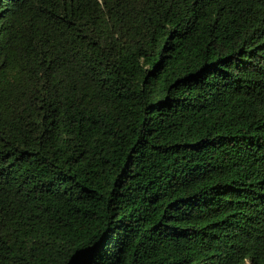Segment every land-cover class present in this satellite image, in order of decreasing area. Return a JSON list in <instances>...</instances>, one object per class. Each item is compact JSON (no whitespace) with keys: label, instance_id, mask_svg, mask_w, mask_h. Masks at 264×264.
<instances>
[{"label":"trees","instance_id":"1","mask_svg":"<svg viewBox=\"0 0 264 264\" xmlns=\"http://www.w3.org/2000/svg\"><path fill=\"white\" fill-rule=\"evenodd\" d=\"M0 264H264V0H0Z\"/></svg>","mask_w":264,"mask_h":264}]
</instances>
